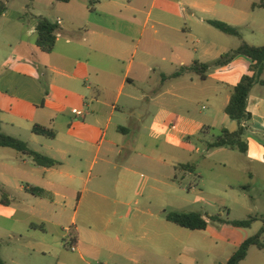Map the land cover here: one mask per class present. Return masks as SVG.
Masks as SVG:
<instances>
[{"label": "crops", "instance_id": "crops-1", "mask_svg": "<svg viewBox=\"0 0 264 264\" xmlns=\"http://www.w3.org/2000/svg\"><path fill=\"white\" fill-rule=\"evenodd\" d=\"M7 5L0 18L2 132L59 162L39 166L0 147V220L22 226L9 234L12 240L18 236L7 243L14 252L11 262L46 258L60 248L58 236L65 240L61 232L73 230L66 244L74 254L57 264H197L203 250L198 238L208 228L190 230L168 221L171 198L154 186L164 180L148 172L160 170L154 153L184 150L200 132L216 133V139L223 129H238L225 108L252 65L248 57L212 66L205 79L192 70L173 75L196 62L214 64L239 47L237 37L210 20L237 27L243 41L264 46V0H9ZM37 17L59 26L51 53L37 45ZM199 104L197 117L193 107ZM248 111L247 151L213 149L232 153L229 160L246 180L245 189L264 188V85L252 89ZM36 125L55 137L34 133ZM88 163L102 164L95 181L86 174ZM7 194L21 203L12 204ZM76 198L70 228L64 216ZM261 219L241 229L260 223L256 234Z\"/></svg>", "mask_w": 264, "mask_h": 264}, {"label": "rangeland", "instance_id": "rangeland-1", "mask_svg": "<svg viewBox=\"0 0 264 264\" xmlns=\"http://www.w3.org/2000/svg\"><path fill=\"white\" fill-rule=\"evenodd\" d=\"M22 1L16 0L19 3ZM193 108L194 114L199 117L201 104ZM149 126L155 128V122L150 123ZM215 135L216 133H211L205 136L200 132L187 141L191 145H188L184 150L179 152L162 150L164 155L154 153V164H160V170L155 171V173L148 172L152 177L155 176L164 180L163 183L154 182V186L167 190V194L172 201L169 202L167 200V204L170 206H167L166 209L169 212H195L205 215V218L208 217V229L205 232H201L198 238L203 245V250L199 254L197 264L225 262L229 253H232V249L239 247L245 239L254 235L260 225V223L255 225L252 230L241 229L230 224L215 222L213 217L221 216L229 220H246L249 217L256 216L264 217V188L262 186L244 188L248 184L246 180L240 178L235 172L233 164L229 160L232 153L227 151V149L207 151L208 144L215 140ZM91 165V163H88L86 174H89L90 178L95 181L97 171L102 164H94L93 168H91ZM188 165L197 166L198 170L190 173L185 169ZM109 173L110 178L114 180L115 171L111 169ZM152 183L153 181L150 179L149 184L151 185ZM147 190H149V187L145 188V193L149 194L150 190L148 192ZM197 190H200L201 193L196 194ZM2 193V189H0V197H2ZM10 197L11 195L7 194L6 198ZM19 199L12 200L10 198V202L14 205H19L21 203ZM69 203L72 206H69L68 214L64 216V221L71 228L70 221L76 210L77 198ZM84 213L81 208L77 216L79 225L82 223ZM9 214L11 215V213ZM21 227V224L16 221L0 220V253L7 264H15L11 262V258L14 255L13 249L7 245L12 240L9 238V234L14 231V233H18L21 231ZM61 234L66 236L65 240L57 235V242L60 244V248L56 246V250H52L53 254L47 255L46 258L36 255L26 262L21 259L20 264H57L58 259L64 260V263H66L67 258H71L74 254L66 244V240L74 235V231L71 230L68 233L62 231ZM17 239L18 236L12 241L16 242ZM49 239L54 240L53 237ZM244 264H264V250L258 251L255 248Z\"/></svg>", "mask_w": 264, "mask_h": 264}, {"label": "trees", "instance_id": "trees-1", "mask_svg": "<svg viewBox=\"0 0 264 264\" xmlns=\"http://www.w3.org/2000/svg\"><path fill=\"white\" fill-rule=\"evenodd\" d=\"M8 1L9 0H0V18L8 9ZM57 1L68 3L71 0ZM36 19L38 22L37 45L41 51L45 53H51L53 52L56 45L59 26L44 17H37ZM209 23L223 33L237 37L241 41L239 47L223 55L214 64H202L196 62L190 68H184L181 71L176 72L173 76L179 77L184 71L192 70L205 79V74L212 66L228 65L238 55H244L252 61V65L250 66L248 73L245 74L241 81L232 88L230 101L225 108V113L230 117V119L238 123V129L234 132H229L228 130L223 129L220 135L217 136L212 143L208 144V149L228 148L232 150H239L245 153L247 151V145L244 142V136L247 132L245 123H248L252 119V115L248 111V99L252 89L257 83L264 85V80L261 78L264 71V46H254L243 41L240 30L237 27L217 20H210ZM33 131L39 135H44L50 138L55 137V133L52 130L39 125H36L33 128ZM0 147L12 148L18 152H21L24 155L31 157L39 166L53 167L59 164V162L55 161L54 159L31 150L25 142L3 133L1 117ZM3 203L8 204L6 200H3ZM166 219L180 227L190 230L204 231L209 225L208 218H205L204 215L195 212H169L166 215ZM213 220L219 223L230 224L236 228H250L258 220V217H249L246 220H229L224 219L221 216H216L213 217ZM261 220L263 222L262 228L256 234L243 241L227 262L219 264H241V262L247 258L252 247H257L260 250H264V218ZM0 264H5L1 255Z\"/></svg>", "mask_w": 264, "mask_h": 264}, {"label": "built area", "instance_id": "built-area-1", "mask_svg": "<svg viewBox=\"0 0 264 264\" xmlns=\"http://www.w3.org/2000/svg\"><path fill=\"white\" fill-rule=\"evenodd\" d=\"M60 23V22H59ZM78 113H80V112H78ZM75 248L73 247V250H74Z\"/></svg>", "mask_w": 264, "mask_h": 264}]
</instances>
